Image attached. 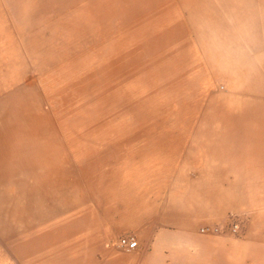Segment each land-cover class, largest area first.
<instances>
[{"label":"rangeland","instance_id":"obj_1","mask_svg":"<svg viewBox=\"0 0 264 264\" xmlns=\"http://www.w3.org/2000/svg\"><path fill=\"white\" fill-rule=\"evenodd\" d=\"M77 205L79 264H264V0H0V233Z\"/></svg>","mask_w":264,"mask_h":264},{"label":"crops","instance_id":"obj_2","mask_svg":"<svg viewBox=\"0 0 264 264\" xmlns=\"http://www.w3.org/2000/svg\"><path fill=\"white\" fill-rule=\"evenodd\" d=\"M77 173L80 176V172ZM25 186L28 187V195H30L28 196L29 201L32 202L34 199L33 189L42 185H37L36 181L30 175L28 183ZM109 197L110 193L108 190V197L105 199L104 203L110 199ZM78 207L79 205H77L74 210L59 212L50 219L43 220L44 218H41L43 220L42 222H40L41 219H38L36 215H32V213L28 214L25 223H17V226L20 228L17 231V234L10 238H6L4 237V234L6 233H0V264H16L17 260L21 261L23 264H66V259H68L67 262H69L67 264H79L72 260L74 246L79 243V230L81 226L85 227L87 231L86 235H91L90 232L93 231L94 225L87 223V219L91 218V214L95 212H90L88 210H86V212H79L77 210ZM109 207L110 206L108 205L104 206L105 218L109 215ZM119 213H121V215L125 214L124 210ZM65 214H69L68 217L70 219V221L65 224L66 226L55 228L46 227L49 222L60 218ZM2 219L10 225L16 224L12 218L4 217ZM63 229H65V231H63ZM118 230H121V227H119ZM118 230L115 229L111 233H116ZM87 243H89V241ZM49 244L50 248H48ZM11 250H14L17 254L15 255ZM67 252L68 255L66 258L64 257V254ZM254 253L253 249H251L249 256L245 257L241 264H248L247 261H250L252 256H254ZM63 259H65V261Z\"/></svg>","mask_w":264,"mask_h":264},{"label":"built area","instance_id":"obj_3","mask_svg":"<svg viewBox=\"0 0 264 264\" xmlns=\"http://www.w3.org/2000/svg\"><path fill=\"white\" fill-rule=\"evenodd\" d=\"M237 228L238 226L235 228V231ZM218 232H219V229L213 228V227H204L201 229L202 234H215ZM117 246L119 249L123 251L134 252L140 247V244H139V240L135 236L125 235V236H121L118 239Z\"/></svg>","mask_w":264,"mask_h":264}]
</instances>
